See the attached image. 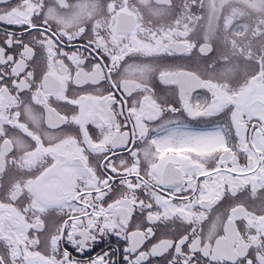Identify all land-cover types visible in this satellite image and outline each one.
<instances>
[{
    "label": "snow or ice",
    "instance_id": "6c2138e0",
    "mask_svg": "<svg viewBox=\"0 0 264 264\" xmlns=\"http://www.w3.org/2000/svg\"><path fill=\"white\" fill-rule=\"evenodd\" d=\"M0 264H264V0H0Z\"/></svg>",
    "mask_w": 264,
    "mask_h": 264
}]
</instances>
